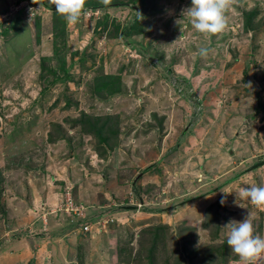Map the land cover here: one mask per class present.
<instances>
[{"label": "rangeland", "instance_id": "rangeland-1", "mask_svg": "<svg viewBox=\"0 0 264 264\" xmlns=\"http://www.w3.org/2000/svg\"><path fill=\"white\" fill-rule=\"evenodd\" d=\"M190 6L86 0L71 25L47 0H0V264H244L225 226L248 214L264 238L239 194L264 186V0L211 36ZM66 197L87 216L125 206L89 236Z\"/></svg>", "mask_w": 264, "mask_h": 264}, {"label": "clouds", "instance_id": "clouds-1", "mask_svg": "<svg viewBox=\"0 0 264 264\" xmlns=\"http://www.w3.org/2000/svg\"><path fill=\"white\" fill-rule=\"evenodd\" d=\"M47 2L55 7V12L61 15L66 23L71 25H76L85 11L86 0H47ZM100 2L104 6H107L111 3V0H100ZM236 3L237 0H191V6L187 8L185 14L189 18L191 27L195 29L197 33L211 36L222 33L226 29V12ZM29 11L32 16L38 9H29ZM137 17H140L138 13ZM209 51L207 47H201L197 54L200 57L206 58ZM239 194L241 198L247 199L251 205L255 207H264V186L253 185L245 187L240 190ZM225 203L226 197H222L220 204L223 206ZM94 213H98V210H91L90 214L93 215ZM64 219L67 222L66 224L75 228L77 224L82 223L81 221H75L65 215ZM90 221L89 218L88 223ZM225 227H230V232L226 241L227 245L244 264H250V262L259 257L261 253H264V238L255 234L250 214L246 215L242 222L230 220ZM92 231L100 235L108 231V228L105 231L101 230L96 232L95 227H92L90 232L85 233V235L90 236V234L93 233Z\"/></svg>", "mask_w": 264, "mask_h": 264}, {"label": "built area", "instance_id": "built-area-1", "mask_svg": "<svg viewBox=\"0 0 264 264\" xmlns=\"http://www.w3.org/2000/svg\"><path fill=\"white\" fill-rule=\"evenodd\" d=\"M198 175H196L197 177ZM200 177H197V181L200 182ZM65 199V200H64ZM139 200V199H138ZM135 199V201H132V203L137 207H142L141 201H138ZM135 202V203H134ZM137 202V203H136ZM131 204V201H130ZM108 208V207H107ZM107 208H97L98 212L107 209ZM87 207H83L81 204H77L72 199L70 200L69 197L63 198L60 211L67 217L72 218L75 221H81L84 223L80 228L82 229V232L88 233L90 232V228L95 227V231H105L110 224L114 223V218L105 214V216H94L93 219H90L91 221L88 223V216L85 214ZM101 209V210H99ZM77 219V220H76ZM93 222V223H92Z\"/></svg>", "mask_w": 264, "mask_h": 264}, {"label": "trees", "instance_id": "trees-1", "mask_svg": "<svg viewBox=\"0 0 264 264\" xmlns=\"http://www.w3.org/2000/svg\"><path fill=\"white\" fill-rule=\"evenodd\" d=\"M99 1V0H98ZM139 1H144V0H139ZM94 7L96 6V5H93ZM50 9H55V7L53 6V7H50ZM5 30V29H4ZM4 30H2V32L4 31ZM127 30H130L129 28L128 29H126V33L128 32ZM1 32V31H0ZM135 191H136V193H139V191H137V189H135ZM135 199H137V198H135ZM138 200V199H137ZM125 206V205H124ZM124 206H118V207H114V208H120V209H122V208H124ZM126 206H128V205H126ZM111 208H113V207H111ZM113 208V209H114ZM113 209H110V208H107V209H104V210H102V211H100V213L98 212V213H94L93 215H91L89 218L91 219V218H93L92 216H105V214H106V212L108 213V212H110V211H112ZM109 228H110V226H109ZM44 233H47V232H44ZM159 239H160V232H155V233H152L151 234V241L155 244V243H157L158 241H159ZM154 245H152V247H153ZM183 250H184V252H186L187 250H186V247H184L183 248ZM152 252V250H150V253ZM148 257H149V259H154V258H152L153 257V254H148ZM187 259L190 261V264H192V262H191V260H192V257H190V256H188V254H187Z\"/></svg>", "mask_w": 264, "mask_h": 264}, {"label": "water", "instance_id": "water-1", "mask_svg": "<svg viewBox=\"0 0 264 264\" xmlns=\"http://www.w3.org/2000/svg\"><path fill=\"white\" fill-rule=\"evenodd\" d=\"M262 165H264V160L261 161L260 163L256 164L254 167H259V166H262ZM127 208L129 209V207H127Z\"/></svg>", "mask_w": 264, "mask_h": 264}, {"label": "bare ground", "instance_id": "bare-ground-1", "mask_svg": "<svg viewBox=\"0 0 264 264\" xmlns=\"http://www.w3.org/2000/svg\"><path fill=\"white\" fill-rule=\"evenodd\" d=\"M91 195V194H90ZM91 197V196H90Z\"/></svg>", "mask_w": 264, "mask_h": 264}]
</instances>
